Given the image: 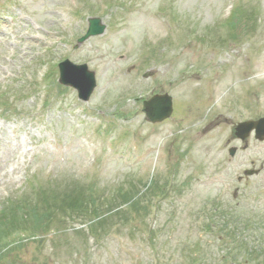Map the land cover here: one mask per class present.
<instances>
[{"label":"rangeland","instance_id":"1","mask_svg":"<svg viewBox=\"0 0 264 264\" xmlns=\"http://www.w3.org/2000/svg\"><path fill=\"white\" fill-rule=\"evenodd\" d=\"M90 16L106 29L74 48ZM64 59L94 71L88 101L57 82ZM152 93L172 97L169 119L143 113ZM261 116L264 0H0V206L79 184L104 223L98 239L93 213L17 232L1 264H250L264 221L241 220L264 208V140L234 128ZM129 189L148 212L125 219ZM237 212L241 250L223 241Z\"/></svg>","mask_w":264,"mask_h":264},{"label":"trees","instance_id":"2","mask_svg":"<svg viewBox=\"0 0 264 264\" xmlns=\"http://www.w3.org/2000/svg\"><path fill=\"white\" fill-rule=\"evenodd\" d=\"M238 14L241 16L240 12H235V14H231V18L233 17L234 19ZM236 20L238 19H234L235 23ZM65 186L67 187L60 188L57 185H54V187L51 185L40 187L33 200L19 196L14 199H7L6 202L0 206V261L5 256L4 249L8 247V243H13L15 241L12 240L11 242V238L15 233L25 232L27 230L31 231V233L43 232L47 229L46 227L49 228V225L52 224L53 221L58 220L60 217L63 218L64 216H83L88 213H93L95 218L93 217L94 221H92L89 228L92 236L98 239L99 229L104 225L101 215L99 216L97 213L99 210V205L96 202L98 196L94 195L89 187L85 188L79 184H66ZM259 191L260 192L255 193L256 198L264 194V189ZM161 193H163V191ZM144 197H146V195L140 196L138 195V191H133L132 189L120 193L119 198L122 205H125V208L122 211H118L116 214L127 219L129 212L130 214L134 213L137 215L140 212L147 213L148 207L143 204ZM251 209L249 212L243 213L246 217L241 220V224L244 222V226H241L242 229H248L249 226L252 225L263 224L264 208L257 205L255 208ZM107 211L112 212L110 210ZM238 215L239 212L235 215L231 213L230 222H232V224L224 226L225 231L223 232L224 243L226 244L228 239H230L227 245H235V250H238V248L240 250L243 249L238 241V233L234 231V225L236 226L239 220L237 219ZM215 216H217V219H221L220 213H214L211 217L212 221H215ZM104 220L106 219L104 218ZM108 221L110 220L108 219ZM48 231L47 229V232ZM260 246L261 245L255 246V248ZM251 254L252 253H247L245 261H248L250 264H264V250L253 260L250 258Z\"/></svg>","mask_w":264,"mask_h":264},{"label":"water","instance_id":"3","mask_svg":"<svg viewBox=\"0 0 264 264\" xmlns=\"http://www.w3.org/2000/svg\"><path fill=\"white\" fill-rule=\"evenodd\" d=\"M105 25L99 18L88 19V29L84 36L78 39L76 47L90 36L100 35L104 32ZM60 71L59 82L71 86L78 92V97L87 101L96 85L94 72L87 68L86 64H73L64 60L58 65ZM143 110L152 122H160L168 118L172 112V98L168 94H156L143 101ZM255 130L256 138L264 139V117L257 120H248L238 123L235 127V135L241 139L249 136L251 130ZM235 147L229 149L230 156H234ZM257 170H247L245 173L252 175Z\"/></svg>","mask_w":264,"mask_h":264}]
</instances>
